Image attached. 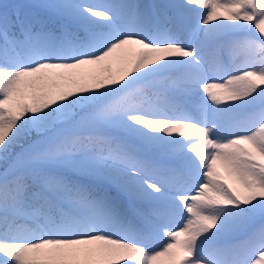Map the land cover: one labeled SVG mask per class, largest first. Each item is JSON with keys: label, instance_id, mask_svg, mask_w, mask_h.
<instances>
[{"label": "snow or ice", "instance_id": "1", "mask_svg": "<svg viewBox=\"0 0 264 264\" xmlns=\"http://www.w3.org/2000/svg\"><path fill=\"white\" fill-rule=\"evenodd\" d=\"M0 9V264H264V0Z\"/></svg>", "mask_w": 264, "mask_h": 264}, {"label": "rangeland", "instance_id": "2", "mask_svg": "<svg viewBox=\"0 0 264 264\" xmlns=\"http://www.w3.org/2000/svg\"><path fill=\"white\" fill-rule=\"evenodd\" d=\"M90 3L92 4H98V5H103L107 3H112L114 0H89ZM135 2L142 3V4H151V3H161V2H168V0H135ZM193 193H189L191 195Z\"/></svg>", "mask_w": 264, "mask_h": 264}, {"label": "trees", "instance_id": "3", "mask_svg": "<svg viewBox=\"0 0 264 264\" xmlns=\"http://www.w3.org/2000/svg\"><path fill=\"white\" fill-rule=\"evenodd\" d=\"M35 0H0V5H27L30 3H34ZM2 10V9H0ZM3 168V164L0 163V169Z\"/></svg>", "mask_w": 264, "mask_h": 264}]
</instances>
